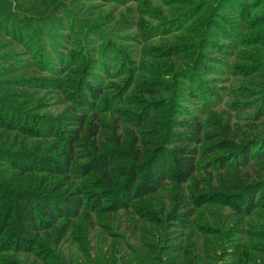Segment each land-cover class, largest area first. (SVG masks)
<instances>
[{
	"label": "rangeland",
	"instance_id": "374dc122",
	"mask_svg": "<svg viewBox=\"0 0 264 264\" xmlns=\"http://www.w3.org/2000/svg\"><path fill=\"white\" fill-rule=\"evenodd\" d=\"M0 264H264V0H0Z\"/></svg>",
	"mask_w": 264,
	"mask_h": 264
},
{
	"label": "trees",
	"instance_id": "16d2710c",
	"mask_svg": "<svg viewBox=\"0 0 264 264\" xmlns=\"http://www.w3.org/2000/svg\"><path fill=\"white\" fill-rule=\"evenodd\" d=\"M82 105H88V102H80ZM179 130L176 133L177 139L174 140V150L172 152V158L175 161L174 168L177 169V166L184 168L185 170H180L183 173L184 178H190L194 175L196 171L195 162L197 159V151L195 148L191 149L194 144L199 143V138L201 136V125L199 118L194 116L192 113L189 114V117L179 124ZM67 160H70L69 158ZM121 163V158L117 157L115 159H111V163ZM177 164V165H176ZM69 165V164H68ZM105 164L97 163L91 169L86 170V173L93 172L99 174L103 178L104 184H108L111 180L108 178V173L106 169L108 168ZM163 171L166 172V166H164ZM162 174V173H161ZM158 172L152 171V168L149 167V176L145 178L143 183H140V179L137 177L136 173L132 172V186H135L140 189L146 185V189L150 190L154 188L155 185H159L158 182L163 180L164 174L161 175ZM107 180V181H106ZM102 181V180H101ZM108 182V183H107ZM102 184V182H101ZM109 185V184H108ZM242 190V189H240ZM129 193H132V187L127 190ZM141 189L139 190V192ZM143 191L142 193H145ZM127 194L126 196L131 197V194ZM141 194V193H140ZM248 195V194H247ZM252 197L251 195H248ZM56 197V196H54ZM58 198V197H56ZM54 199V200H53ZM50 201L41 202L38 204L37 213L34 214V208L30 206L24 207L25 211L20 213V224H21V234L26 237H31L33 234L39 233L42 228L37 226V222L40 219L42 223L45 221L48 226L54 227L53 222L56 223L58 217L62 214H59V207L68 206L69 209L76 211V213H80V207L76 204H72L76 198L74 195H69L61 198V202L56 201L53 198ZM70 201V202H69ZM80 202V200H78ZM83 212V211H82ZM75 213V214H76ZM67 216L62 217L61 219H65ZM43 230V229H42Z\"/></svg>",
	"mask_w": 264,
	"mask_h": 264
}]
</instances>
